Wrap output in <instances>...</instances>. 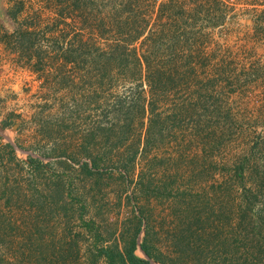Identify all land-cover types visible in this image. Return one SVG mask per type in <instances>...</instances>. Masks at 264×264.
Masks as SVG:
<instances>
[{"label": "rangeland", "instance_id": "rangeland-1", "mask_svg": "<svg viewBox=\"0 0 264 264\" xmlns=\"http://www.w3.org/2000/svg\"><path fill=\"white\" fill-rule=\"evenodd\" d=\"M225 1L228 7L223 17L214 12V19L176 28L172 51L160 40L153 56L160 70L168 58L174 59L177 79L171 106L180 112L182 107L197 105L200 114L173 123L175 135L165 155L172 156L174 172H187L191 181L183 184L204 187L221 206L243 218L239 264H245L246 256L250 264H264V0ZM167 2L0 0V38L6 35L2 25L9 33L22 23L37 26L34 47L14 51L18 46L14 35L6 37L8 43L0 42V264H62L63 252L72 253L70 264H94L86 254L95 251L93 236L98 231L112 236L114 224H123L129 216L135 205L127 203V198L137 190L140 169L135 178L115 168L99 179L81 172L79 164L62 153L69 150L76 160L84 161L93 142L92 127L108 109L104 105L103 113L96 112L93 95L77 91L82 110L78 108L59 81L58 59L46 69L35 64L59 57L62 46L70 49L73 59L78 55L74 32L66 45L58 40L64 20L73 25L66 26L68 30L74 29V8H149L155 18L156 10L167 8L162 7ZM62 10L66 17L59 15ZM143 50L149 55L147 45ZM31 56L34 59L28 65L25 62ZM195 68L202 84L197 85ZM213 77L217 78L215 100L224 107L217 134L209 133L206 123L200 126L203 109L214 101L206 97L209 89L205 86ZM130 85L120 81L111 95L104 96L112 102L114 95L123 96ZM73 110L82 115L67 127L64 121ZM1 122L7 127L2 128ZM1 142L12 143L16 156ZM29 156L51 164H43L39 171ZM145 164L143 160L141 165ZM120 198L121 208L117 205ZM78 251L80 260L76 259ZM137 253L145 255L141 249ZM96 264L106 263L100 259Z\"/></svg>", "mask_w": 264, "mask_h": 264}, {"label": "trees", "instance_id": "trees-1", "mask_svg": "<svg viewBox=\"0 0 264 264\" xmlns=\"http://www.w3.org/2000/svg\"><path fill=\"white\" fill-rule=\"evenodd\" d=\"M162 7L167 8H158L155 18L149 8H74L77 11L74 29L68 30L66 26L71 23L64 20L62 40L61 37L58 40L66 45L74 32L78 55L73 59L70 49L62 46L59 57L47 62L39 60L35 64L46 69L58 59L59 81L68 94L78 102L77 91L90 92L96 112L103 113L104 105L108 109L104 118L98 119L92 127L93 142L86 150L84 161L76 160L69 150L62 153L78 163L81 172L99 179L115 168L135 178L136 170L140 169L137 190L127 198V203L135 205L129 216L123 224H114L116 228L110 237L98 231L93 236L95 251L86 254L94 264L100 259L106 264H152V261L160 264H239L243 257L238 245L243 218L235 217L226 205L221 206L216 196L204 187L183 184L189 179L187 172H174L172 156L165 155L175 135L173 123L200 114L197 105L182 107L180 112L171 106L177 79L174 59L166 60L164 70L156 68L153 59L160 40L172 51L176 28L192 27L205 19H214V12L223 17V9L228 5L225 0H168ZM8 14L17 19L15 12ZM59 15L66 17L63 10ZM2 27L6 35L0 38L1 43H8V35L17 37L18 46L12 48L14 51L36 45L33 38L36 24L22 23L12 33ZM139 41L140 47L136 46ZM144 45L149 48V55L141 51ZM33 59L31 56L25 63L30 65ZM151 69L157 71L151 72ZM195 69L197 85L202 84L204 80H199ZM120 81L132 85L126 88L123 96L112 95L113 100L109 102L104 93L113 92ZM205 86L209 89L206 97L214 101L203 109L204 119L200 126L206 123L209 133L217 134L218 118L224 111L213 94L217 78H208ZM77 107L82 110L79 102ZM81 115V111L73 110L65 119V125L71 127ZM1 127L7 125L1 122ZM1 146L9 148L16 156L12 143L1 142ZM28 160L35 163L39 171L43 164H51L33 156ZM143 160L146 164L142 166ZM57 187L61 191L62 183ZM122 204L120 198L117 205L121 208ZM138 249L145 255H139ZM79 251L77 260L82 257ZM71 256L72 253L63 252L62 264H70ZM243 262L250 264L248 256Z\"/></svg>", "mask_w": 264, "mask_h": 264}]
</instances>
